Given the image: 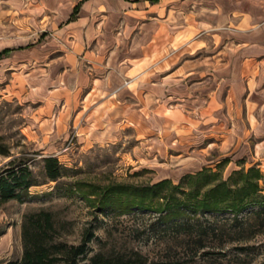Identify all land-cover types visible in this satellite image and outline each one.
<instances>
[{
  "label": "crops",
  "instance_id": "obj_1",
  "mask_svg": "<svg viewBox=\"0 0 264 264\" xmlns=\"http://www.w3.org/2000/svg\"><path fill=\"white\" fill-rule=\"evenodd\" d=\"M230 1L0 0V70L18 63L26 100L44 107L75 111L93 97L75 126L88 127L84 141L130 128L184 174L200 164L194 143L217 141L214 120L251 71L244 57L236 68L235 48L264 49V1ZM156 48L167 53L152 62Z\"/></svg>",
  "mask_w": 264,
  "mask_h": 264
},
{
  "label": "rangeland",
  "instance_id": "obj_2",
  "mask_svg": "<svg viewBox=\"0 0 264 264\" xmlns=\"http://www.w3.org/2000/svg\"><path fill=\"white\" fill-rule=\"evenodd\" d=\"M244 1L252 4L264 0ZM55 40L61 44L60 37L56 36ZM163 50L166 49H155L152 62L167 53ZM241 57L250 59L251 71L235 79L236 94L230 110L221 109L214 120L219 131L217 141L195 142L193 146L198 148L200 164L184 174L166 169L170 167L166 164L167 154L152 152L146 139H136L130 128L102 141H84L81 135L88 127L77 130L75 126L83 123L81 106L88 109L93 97L84 104L76 99L75 111L61 105L44 107L40 100H26L25 81L20 78L18 63L0 70V143L9 152L6 156L0 154V167L11 158L24 159L38 181L29 188L23 202L12 199L0 206V262L21 257L23 217L44 209L53 213L60 241L78 244L87 229L94 232L95 237L88 244L89 256L95 252L137 250L150 260L264 264V218L253 215L264 204L248 205L237 212L236 221V212L231 208L204 215L190 213L187 215L189 227L178 218L163 217L181 203L192 206L201 202L208 189L222 182L224 188L233 192L242 185H254L255 196L264 198V66H259L264 65V49L247 53L235 48L236 68ZM145 64L147 61L141 66ZM219 82L225 83V80ZM165 113L171 120L179 121L178 114L180 119L187 120L181 111L166 110ZM227 139L232 141L226 143ZM47 156H56L67 168L58 182L44 177L42 159ZM202 169L216 175L210 185L196 192L194 179L179 184L184 175ZM164 178L170 179V183L160 189L158 197L143 200L144 206H130L128 212L115 211V208L99 212L98 202L105 189L122 185L140 188ZM77 181L91 186L77 185ZM127 196L116 197L126 200ZM201 228L206 232L202 233Z\"/></svg>",
  "mask_w": 264,
  "mask_h": 264
},
{
  "label": "trees",
  "instance_id": "obj_3",
  "mask_svg": "<svg viewBox=\"0 0 264 264\" xmlns=\"http://www.w3.org/2000/svg\"><path fill=\"white\" fill-rule=\"evenodd\" d=\"M0 154L9 155L8 150L0 143ZM44 177L50 181L58 182L67 170L56 156H47L42 159ZM216 176L209 173L206 169L195 174L184 175L179 184L184 180L194 179L193 189L199 190L211 184ZM33 171L24 159L11 158L0 167V206L8 200H17L23 202L29 195V188L37 185ZM170 179H162L150 186L140 188H128L125 186H112L104 190L101 199L98 202L100 213H106L108 210L121 212L130 211V206H144L143 200L152 199L160 195V189L169 184ZM77 185H88L84 182H76ZM225 183H219L208 189L205 199L197 204L181 203L177 208H172L165 219L178 218L179 222L189 227L187 215L192 213L211 214L224 211L231 208L236 214L234 220H238V213L250 204H264V198L255 196L254 185H242L238 190L231 191L224 188ZM176 188V185L173 186ZM197 192V191H196ZM127 194V199H119L118 196ZM254 194V195H253ZM253 197V199H252ZM194 205V206H193ZM235 206V207H234ZM115 208V209H114ZM171 208V207H170ZM264 206L255 211L253 215L264 218ZM182 225L181 223H179ZM179 225V226H180ZM205 233L206 230L201 228ZM60 231L56 225L54 215L49 210H38L26 214L21 223V243L22 255L19 259L1 261L0 264H79L86 260V264H191L181 259H157L150 260L137 250L124 252H95L89 256V242L94 239V232L87 229L84 232L82 240L78 244H68L57 238Z\"/></svg>",
  "mask_w": 264,
  "mask_h": 264
}]
</instances>
